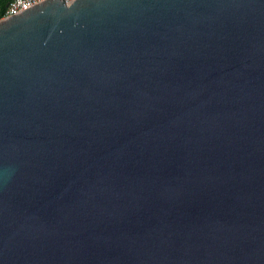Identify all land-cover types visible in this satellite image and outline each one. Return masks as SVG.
I'll return each mask as SVG.
<instances>
[{
    "label": "water",
    "instance_id": "water-1",
    "mask_svg": "<svg viewBox=\"0 0 264 264\" xmlns=\"http://www.w3.org/2000/svg\"><path fill=\"white\" fill-rule=\"evenodd\" d=\"M0 264H264V0L0 19Z\"/></svg>",
    "mask_w": 264,
    "mask_h": 264
},
{
    "label": "built area",
    "instance_id": "built-area-1",
    "mask_svg": "<svg viewBox=\"0 0 264 264\" xmlns=\"http://www.w3.org/2000/svg\"><path fill=\"white\" fill-rule=\"evenodd\" d=\"M43 1V0H8L6 3V7L0 19H3L7 16H11L13 13H19L26 8L35 5L36 3ZM65 1H72V0H65Z\"/></svg>",
    "mask_w": 264,
    "mask_h": 264
},
{
    "label": "trees",
    "instance_id": "trees-1",
    "mask_svg": "<svg viewBox=\"0 0 264 264\" xmlns=\"http://www.w3.org/2000/svg\"><path fill=\"white\" fill-rule=\"evenodd\" d=\"M8 2V0H0V16L2 15V13L4 12L3 10H5L6 7V3Z\"/></svg>",
    "mask_w": 264,
    "mask_h": 264
},
{
    "label": "bare ground",
    "instance_id": "bare-ground-1",
    "mask_svg": "<svg viewBox=\"0 0 264 264\" xmlns=\"http://www.w3.org/2000/svg\"><path fill=\"white\" fill-rule=\"evenodd\" d=\"M4 11V10H3Z\"/></svg>",
    "mask_w": 264,
    "mask_h": 264
}]
</instances>
